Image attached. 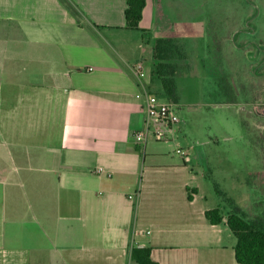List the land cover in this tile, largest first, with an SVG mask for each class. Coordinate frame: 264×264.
<instances>
[{
    "label": "crops",
    "instance_id": "0c3cea01",
    "mask_svg": "<svg viewBox=\"0 0 264 264\" xmlns=\"http://www.w3.org/2000/svg\"><path fill=\"white\" fill-rule=\"evenodd\" d=\"M126 9L127 0H0V264H133L136 246L158 264H239L227 217L243 208L217 186L230 210L206 204L202 145L186 141L185 126L183 141L181 126L170 142L134 138L146 119L136 94L167 76L179 102L177 72L199 58L159 28L164 0H147L138 30ZM235 33L227 25L215 47L228 68ZM158 39L171 43L161 71ZM140 62L144 81L132 70ZM215 208L219 225L205 215Z\"/></svg>",
    "mask_w": 264,
    "mask_h": 264
},
{
    "label": "rangeland",
    "instance_id": "374dc122",
    "mask_svg": "<svg viewBox=\"0 0 264 264\" xmlns=\"http://www.w3.org/2000/svg\"><path fill=\"white\" fill-rule=\"evenodd\" d=\"M164 1L166 16L158 21L159 28L176 32L190 59H200L177 72L181 124L174 129L187 127L186 141L200 143L210 161L209 170L205 166L206 204L230 210L219 187L243 208L244 217L264 221V0ZM227 25L236 31L230 37V45L236 46L228 54L233 62L229 68L215 51ZM152 92L166 99L159 79ZM178 133L183 141V127Z\"/></svg>",
    "mask_w": 264,
    "mask_h": 264
},
{
    "label": "trees",
    "instance_id": "16d2710c",
    "mask_svg": "<svg viewBox=\"0 0 264 264\" xmlns=\"http://www.w3.org/2000/svg\"><path fill=\"white\" fill-rule=\"evenodd\" d=\"M159 6V0H154ZM147 0H127L125 11L126 26L138 30L143 11ZM171 44L170 41L158 39L154 46V63L157 71H161L163 64H160L163 44ZM157 62V63H156ZM155 76V72L152 74ZM164 93L167 100L176 103L175 86L172 79L167 76H160ZM207 220L212 225H219L223 222L224 216L219 208L208 210L205 213ZM227 225L236 238L235 257L239 264H264V221L249 220L243 214L232 212L227 217ZM133 264H158L151 259V248L136 246L131 250Z\"/></svg>",
    "mask_w": 264,
    "mask_h": 264
},
{
    "label": "built area",
    "instance_id": "2783aa9c",
    "mask_svg": "<svg viewBox=\"0 0 264 264\" xmlns=\"http://www.w3.org/2000/svg\"><path fill=\"white\" fill-rule=\"evenodd\" d=\"M132 70L140 81H144L147 77L145 62L136 64ZM136 97L145 99L146 119L145 128L135 133V141L138 144H145L152 136L156 140L170 142L173 139L174 128L180 123L177 105L159 99L148 88H143ZM176 152L179 155H185L182 149H177Z\"/></svg>",
    "mask_w": 264,
    "mask_h": 264
}]
</instances>
